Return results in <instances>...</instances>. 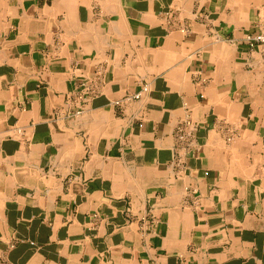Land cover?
<instances>
[{
    "label": "crops",
    "instance_id": "crops-1",
    "mask_svg": "<svg viewBox=\"0 0 264 264\" xmlns=\"http://www.w3.org/2000/svg\"><path fill=\"white\" fill-rule=\"evenodd\" d=\"M260 29L264 0H0V264H264Z\"/></svg>",
    "mask_w": 264,
    "mask_h": 264
},
{
    "label": "built area",
    "instance_id": "built-area-1",
    "mask_svg": "<svg viewBox=\"0 0 264 264\" xmlns=\"http://www.w3.org/2000/svg\"><path fill=\"white\" fill-rule=\"evenodd\" d=\"M254 39L257 42L264 43V29H260V31L254 36ZM143 90H146V87H143ZM140 96V93H136L134 95L135 98H138ZM185 124L178 127L177 132H178V137L180 139L186 140V138L191 139L192 137V132L190 130L186 131V126L189 125V122H184ZM193 127H191L192 129Z\"/></svg>",
    "mask_w": 264,
    "mask_h": 264
}]
</instances>
